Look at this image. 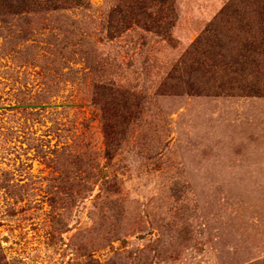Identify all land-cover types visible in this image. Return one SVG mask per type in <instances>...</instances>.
Wrapping results in <instances>:
<instances>
[{
    "label": "rangeland",
    "instance_id": "obj_1",
    "mask_svg": "<svg viewBox=\"0 0 264 264\" xmlns=\"http://www.w3.org/2000/svg\"><path fill=\"white\" fill-rule=\"evenodd\" d=\"M84 1L0 13V260L264 264V95L184 60L251 41L221 13L260 0H146L127 28Z\"/></svg>",
    "mask_w": 264,
    "mask_h": 264
},
{
    "label": "trees",
    "instance_id": "obj_2",
    "mask_svg": "<svg viewBox=\"0 0 264 264\" xmlns=\"http://www.w3.org/2000/svg\"><path fill=\"white\" fill-rule=\"evenodd\" d=\"M156 2L157 6H150V8H157L160 12L165 10V6L170 3L171 0H151ZM84 0H0V13H23L36 10H56L59 8H65L69 6H81L84 5ZM146 0H126L119 12H121L122 17L113 20L116 21L118 26L120 23H126L127 27H131V22H128L129 14H136L137 18L143 13L148 19L151 15L147 14V10L143 8L150 9L149 6L145 5ZM261 5L253 3L247 6V8L239 10V8L234 4V8L231 9L227 14L224 11L221 13L225 14L223 16H230L237 21L245 22V27L248 26V32L251 33L253 39L251 41L246 39L243 47L239 48L237 51L227 52V43L223 42V39L218 34L217 42L214 41L215 51H212L208 43L207 32H204L202 38H199L197 43H195L190 49L185 53V61H189L190 57L199 58L194 61L198 64V68L194 69L196 72L200 73L202 76H206L207 71L211 75L210 80L217 83V88L221 89V92L228 91V93L233 92L237 89L238 92L253 93L258 95H264V0H260ZM114 12V9L113 11ZM141 12V13H140ZM227 17V18H230ZM247 17V18H246ZM167 18V16L162 17V19ZM228 20V21H229ZM139 24V22H138ZM141 25V24H139ZM149 30H153L156 33L167 34L169 28L162 25L161 22H152V26L147 25ZM155 29V30H154ZM210 55V56H209ZM207 56H209L207 58ZM202 58L210 59L209 66L206 71L205 60ZM249 76L253 79L247 84ZM262 76V77H261ZM0 264H7V262L2 259Z\"/></svg>",
    "mask_w": 264,
    "mask_h": 264
}]
</instances>
